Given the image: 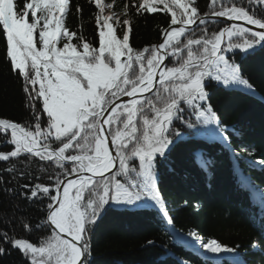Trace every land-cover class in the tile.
<instances>
[{
    "label": "snow or ice",
    "instance_id": "snow-or-ice-1",
    "mask_svg": "<svg viewBox=\"0 0 264 264\" xmlns=\"http://www.w3.org/2000/svg\"><path fill=\"white\" fill-rule=\"evenodd\" d=\"M89 3L97 9L91 42L66 26L70 0H0L3 58L21 82L27 115L23 123L0 118L2 142L13 146L0 160L24 156L46 174L20 192L42 218L17 223L28 234L41 232L38 241L0 229V256L10 245L24 264H93L90 233L106 205L139 209L151 201L175 231L158 166L177 144L204 135L201 126H214L210 139L229 144L208 89L254 93L232 57L264 48V0H211L203 14L197 0H135L122 15L114 3ZM158 10L170 14L158 42L134 48L133 15ZM195 158L205 170L212 165L206 153ZM25 176L43 179L21 171ZM200 244L212 253L234 251L215 239Z\"/></svg>",
    "mask_w": 264,
    "mask_h": 264
},
{
    "label": "trees",
    "instance_id": "trees-1",
    "mask_svg": "<svg viewBox=\"0 0 264 264\" xmlns=\"http://www.w3.org/2000/svg\"><path fill=\"white\" fill-rule=\"evenodd\" d=\"M18 2L22 4L23 0ZM70 2L66 26L94 41L93 14L97 11L94 4L89 0ZM103 2L114 3L112 11L122 15L123 6L135 0ZM197 2L202 14L211 11V0ZM77 5L81 12L76 11ZM129 11L135 14V7H130ZM169 21L170 14L159 10L133 15L131 45L139 49L158 42L161 28ZM72 42L77 41L74 38ZM3 44L0 39V118L23 123L27 115L21 82L3 58ZM232 59L240 63L254 93L240 87L208 89L222 125L229 127V144L210 139V129L214 126H201L204 135L177 144L169 160L158 166V189L173 218L175 231L151 201L149 206L139 209L110 205L98 217L90 233L93 264H236L225 257L218 261L206 257L213 253L204 249L200 241L207 243L211 239L224 248L234 249L219 254L234 255L240 264H264V208L261 206L264 204V164L261 163L264 161V48L257 46L251 54L236 55ZM2 139L0 137V152L13 150V146L4 144ZM199 149L212 161L207 170L196 162L194 151ZM13 165L15 172L6 171ZM39 168V162L24 156L7 162L0 160V229L8 230L11 235L14 227L17 238H27L30 242H37L42 233L28 234L17 221L30 216L35 223L42 216L37 206L23 199L20 192L25 191L22 185L26 183L45 182L46 174L40 173ZM21 171L43 179L21 178ZM245 179L254 187V193L245 189ZM5 188L17 191L9 195L3 191ZM182 240L200 248L202 253L187 247ZM253 242L258 243L257 248L251 247ZM5 247L9 251L0 256V264H24L18 249Z\"/></svg>",
    "mask_w": 264,
    "mask_h": 264
},
{
    "label": "water",
    "instance_id": "water-1",
    "mask_svg": "<svg viewBox=\"0 0 264 264\" xmlns=\"http://www.w3.org/2000/svg\"><path fill=\"white\" fill-rule=\"evenodd\" d=\"M223 19H225V18H217V21H220V20H223ZM241 23H243V22H241Z\"/></svg>",
    "mask_w": 264,
    "mask_h": 264
},
{
    "label": "rangeland",
    "instance_id": "rangeland-1",
    "mask_svg": "<svg viewBox=\"0 0 264 264\" xmlns=\"http://www.w3.org/2000/svg\"><path fill=\"white\" fill-rule=\"evenodd\" d=\"M106 11H107V9H106Z\"/></svg>",
    "mask_w": 264,
    "mask_h": 264
}]
</instances>
